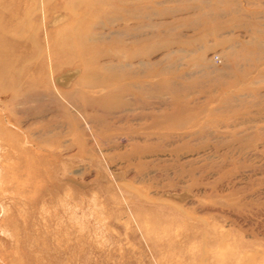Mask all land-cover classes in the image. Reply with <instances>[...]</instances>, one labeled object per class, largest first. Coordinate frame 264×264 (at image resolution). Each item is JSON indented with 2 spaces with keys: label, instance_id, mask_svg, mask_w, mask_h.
<instances>
[{
  "label": "rangeland",
  "instance_id": "rangeland-1",
  "mask_svg": "<svg viewBox=\"0 0 264 264\" xmlns=\"http://www.w3.org/2000/svg\"><path fill=\"white\" fill-rule=\"evenodd\" d=\"M0 264H264V0H0Z\"/></svg>",
  "mask_w": 264,
  "mask_h": 264
},
{
  "label": "bare ground",
  "instance_id": "bare-ground-1",
  "mask_svg": "<svg viewBox=\"0 0 264 264\" xmlns=\"http://www.w3.org/2000/svg\"><path fill=\"white\" fill-rule=\"evenodd\" d=\"M101 85H103L104 87H106V86L109 87V83H104V84H101Z\"/></svg>",
  "mask_w": 264,
  "mask_h": 264
},
{
  "label": "built area",
  "instance_id": "built-area-1",
  "mask_svg": "<svg viewBox=\"0 0 264 264\" xmlns=\"http://www.w3.org/2000/svg\"><path fill=\"white\" fill-rule=\"evenodd\" d=\"M216 60H218V61H219V60H220V59H219V57H216Z\"/></svg>",
  "mask_w": 264,
  "mask_h": 264
}]
</instances>
